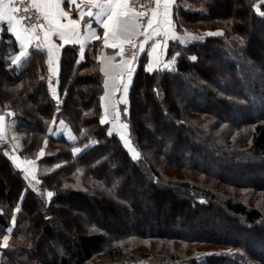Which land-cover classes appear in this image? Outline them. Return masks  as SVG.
Returning a JSON list of instances; mask_svg holds the SVG:
<instances>
[{"label":"trees","instance_id":"16d2710c","mask_svg":"<svg viewBox=\"0 0 264 264\" xmlns=\"http://www.w3.org/2000/svg\"><path fill=\"white\" fill-rule=\"evenodd\" d=\"M256 2L176 0V31L203 39L169 44L167 58L180 53L174 72L148 74L140 58L129 113L119 105L136 161L99 124L98 41L80 65L75 48L62 50L57 112L47 53L10 67L18 45L2 31L0 113L15 114L22 159L36 160L44 147L37 164L45 170L33 189L0 150V240L26 193L0 264H264V207L240 194L264 200V18ZM216 30L224 34L205 35ZM61 120L74 141L53 135ZM243 145L258 163L241 159ZM73 147L86 150L74 156Z\"/></svg>","mask_w":264,"mask_h":264},{"label":"snow or ice","instance_id":"6c2138e0","mask_svg":"<svg viewBox=\"0 0 264 264\" xmlns=\"http://www.w3.org/2000/svg\"><path fill=\"white\" fill-rule=\"evenodd\" d=\"M175 5L176 0H147V4L139 6L135 0H0V25H6V29L0 28V31L6 30L7 33H10L14 38L13 44L18 45L15 55L9 57L10 67L15 68L23 62L29 61L33 52L46 51L49 72L47 87L52 98L57 101V112L60 110L59 104L61 103L58 85L63 53L74 51V46L79 45V55L75 63L80 65L85 59L87 40H102L104 48L118 50L114 51L112 55L102 52L100 56L96 57L100 61V72L104 76V92L99 98L102 109L99 124L101 126L110 125L106 135L108 137L117 135L123 147L130 153L131 159L136 161L140 157V152L132 147L129 123L121 119L122 111L124 114L129 113V90L133 84L136 65L140 59L135 49L138 48L139 52H144L145 46L151 42L147 50V63L144 65L146 73L174 72L173 65L180 53H175L168 60L164 58L169 41H178L183 45L190 41L203 39V37L194 36L189 32H185L181 36L176 31L173 21ZM251 7L257 16L264 18V0H257ZM33 10L37 14L35 19L42 22L26 23L33 19L31 15ZM22 12L25 15H22ZM73 12L77 14V18H73ZM85 17L89 19L85 20ZM93 21L102 29V36L93 27ZM223 34V31L219 30L207 33L208 36H222ZM139 36H143V40L137 44ZM54 37L58 38L60 43H56ZM243 43L244 40L241 37L240 44ZM126 46L133 49L131 55H126ZM190 59L195 62L198 57L191 55ZM53 77H56L55 82ZM153 91L157 90L153 89ZM118 93L119 98L117 99ZM120 104L125 105L122 111L119 107ZM6 115L13 116L15 114L12 112L0 114V141L5 139ZM55 122L54 117L53 123ZM60 123L63 124L64 121L61 120ZM51 131L52 129L49 128V132ZM69 139L75 140L76 137L71 136ZM45 143H47L46 140ZM85 150L86 148L82 150L79 147H73L71 151L75 156ZM4 155H8V153L5 152ZM43 156H45V152L41 148L39 157ZM9 159L17 169L23 171V178L35 189L36 185L40 183L35 174V161L21 160L14 154L9 156ZM60 166L57 164L55 167L59 168ZM25 194L22 191L20 203L13 211L12 225L16 224V214L21 210ZM46 195L51 200L54 193L47 191ZM7 232L12 233L13 228H7ZM9 240V235H3L0 240V249H8L10 247ZM231 251L230 249L229 253ZM206 255H220V253H207Z\"/></svg>","mask_w":264,"mask_h":264},{"label":"rangeland","instance_id":"374dc122","mask_svg":"<svg viewBox=\"0 0 264 264\" xmlns=\"http://www.w3.org/2000/svg\"><path fill=\"white\" fill-rule=\"evenodd\" d=\"M216 26H220V25H216ZM216 31H218V30H216ZM215 32V31H214ZM185 33H183L181 36H183ZM205 35H207V34H205ZM199 37V36H198ZM191 42V41H190ZM179 43V42H178ZM182 45V44H181ZM226 51H228V50H226ZM229 55H231L232 56V54H230V50H229V52H227ZM173 67H174V65H173ZM246 71H248L247 72V74L249 75V76H251L250 74H251V71L249 70V69H246ZM6 125H7V128H6V135H5V139L4 140H2V141H0V150L1 149H4V153L5 152H7L8 153V156H11L12 154H11V152L13 151L12 150V148H14V147H18L19 146V140H20V136L18 135V134H16L15 132L13 133L12 132V125H11V122H10V116H7L6 115ZM53 135L54 136H57V135H61V136H63L64 138H66V140L68 141V142H71V141H74V140H70L69 139V137H71V136H73V133L69 130V128H68V126L66 125V123H63V124H61L60 123V121L59 122H57V127H56V130H55V132L53 133ZM15 138V139H14ZM5 147H7V148H5ZM133 147V146H132ZM248 145H243L242 146V148H241V151H243V153H242V155L244 154V156L241 158L242 160L244 159L245 161L246 160H249L248 162H253V163H258L259 162V159H255L256 157H253V152H251L249 149H248ZM83 150V149H82ZM83 152V151H82ZM81 152V153H82ZM129 153V152H128ZM130 154V153H129ZM258 161V162H257ZM224 162V161H223ZM217 166L218 165H222V160L221 161H217ZM247 163V162H246ZM245 165V164H244ZM244 165H243V167L242 168H239L240 170H244L245 169V167H244ZM238 166H240V165H238ZM247 168H251V166H248V167H246V169ZM41 169H40V167L37 165V167H35V174H36V177H38V173L39 174H41L44 170L42 169L41 171H40ZM234 170H236V168H234ZM224 171V170H223ZM223 171H221L222 173H223ZM258 171V170H257ZM242 175H245V173H244V171L241 173ZM220 175H222L221 173H220ZM247 176H245L244 178L242 177V181H244V179L246 178ZM227 178H228V176H227ZM28 182V181H27ZM30 185V184H29ZM31 186V185H30ZM248 191V192H247ZM243 193V194H242ZM242 193L240 192V194L242 195V196H244V201H243V203H247L249 206H254V207H256L257 209L258 208H261L262 206L264 207V200H261L260 198H261V196H262V193H253V192H251V191H249V190H244V191H242ZM257 194V196L255 195H248V194ZM261 202V203H260ZM219 216V218H223L220 214L218 215ZM221 222H222V220H221ZM10 227H12L13 228V231H14V229H15V225H12V223H11V221H10ZM13 234V232L12 233H8L7 232V229H6V231H5V234L4 235H9V236H11ZM54 236L57 238L58 237V234L56 233V231H54ZM10 241V240H9ZM47 241V240H46Z\"/></svg>","mask_w":264,"mask_h":264},{"label":"crops","instance_id":"0c3cea01","mask_svg":"<svg viewBox=\"0 0 264 264\" xmlns=\"http://www.w3.org/2000/svg\"><path fill=\"white\" fill-rule=\"evenodd\" d=\"M66 7V6H65ZM177 8V6L175 5V7H174V9H173V21H174V23H175V26H176V22H175V20H174V13H175V9ZM66 10H67V7H66ZM73 18H77V14L75 13V12H73ZM87 19H89V18H87V17H85V20H87ZM93 27L94 28H96L97 29V31H98V34L99 35H101L102 36V29L98 26V25H96L95 24V22L93 21ZM0 28H4V29H6V25H0ZM84 30L82 29V32H83ZM1 33H2V31H0V36H1ZM10 34V33H9ZM54 40H55V42L56 43H60V41H59V39L58 38H55L54 37ZM141 40H143V36H139V37H137V44H139V41H141ZM99 42V54H98V56H100L101 54H102V52L103 53H105V54H108V55H112L113 53H114V51H118V50H113V49H111V48H104L103 47V43H102V40H96V39H90V40H87L86 41V46H85V53H86V49L88 48V46L89 45H92L93 43H95V42ZM0 42H1V40H0ZM175 42H178V41H169V44H172V43H175ZM150 43L151 42H149V45H150ZM169 44H168V48H169ZM149 45H146L145 46V51L144 52H139V57L141 58L142 56L144 57V59H145V64L147 63V50L149 49ZM66 48L68 47V46H65ZM79 45H75L74 46V48L77 50V52H78V55H79ZM167 48V50H166V55H165V59L166 60H168V59H171V58H167L168 56V51H169V49ZM137 50H139L138 48H137ZM45 53H46V51H44ZM117 59H119V57H117ZM98 60V59H97ZM140 60V59H139ZM139 62V61H138ZM98 65H99V71H100V67H101V64H100V61L98 60ZM138 63H137V65H136V70H137V68H138ZM101 73V75H102V77H103V79H104V76H103V73L102 72H100ZM55 80H56V77H53V81L55 82ZM103 92H104V90H103ZM117 99L119 98V93L117 94V97H116ZM121 106H124L125 107V105L124 104H120ZM17 149H18V147L16 148V147H14V148H12V152H11V154L13 155H17L21 160H24V159H22L20 156H19V154L17 153ZM43 149H44V147H43ZM41 157H39V155H38V158L37 159H40ZM37 159L36 160H32V161H35V164H36V167H37ZM12 162V161H11ZM13 164V163H12ZM14 166V165H13ZM14 168H16L15 166H14ZM18 170H20V171H22L21 169H18ZM23 172V171H22Z\"/></svg>","mask_w":264,"mask_h":264},{"label":"built area","instance_id":"2783aa9c","mask_svg":"<svg viewBox=\"0 0 264 264\" xmlns=\"http://www.w3.org/2000/svg\"><path fill=\"white\" fill-rule=\"evenodd\" d=\"M135 2L137 4V6H139L140 4H147V0H135ZM25 6H27V5H25ZM138 10H140V9L138 8ZM21 14L25 15L23 12ZM31 15H32L33 19H31L30 21H26V23H30L31 24V23H40V22H42V21H37L35 19V16L37 14L35 13L34 10H33ZM132 51H133V49L130 46H126V55H131ZM135 51H137L138 55H139V50L135 49ZM174 66H175V64H174Z\"/></svg>","mask_w":264,"mask_h":264},{"label":"water","instance_id":"95a60500","mask_svg":"<svg viewBox=\"0 0 264 264\" xmlns=\"http://www.w3.org/2000/svg\"><path fill=\"white\" fill-rule=\"evenodd\" d=\"M2 114V113H0ZM6 128H7V125H6V118H5V135H6Z\"/></svg>","mask_w":264,"mask_h":264}]
</instances>
